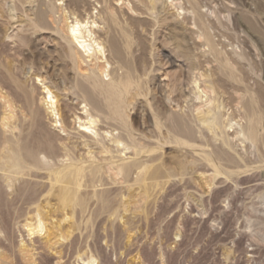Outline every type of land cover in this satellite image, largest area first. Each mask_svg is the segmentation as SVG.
I'll return each instance as SVG.
<instances>
[{
  "label": "bare ground",
  "instance_id": "1",
  "mask_svg": "<svg viewBox=\"0 0 264 264\" xmlns=\"http://www.w3.org/2000/svg\"><path fill=\"white\" fill-rule=\"evenodd\" d=\"M79 1L58 3L66 21L64 55L71 65L70 76L64 73L70 85L65 84L62 95L39 74L31 78V84L25 83L9 63L0 60V234L6 238L10 232L8 207L16 198L27 196L31 207L25 213L30 215L21 223L30 243L20 240L18 245L25 257H32L36 249L32 236L48 234L43 197H55L63 219H67V210L70 221L79 227L146 221L149 205L172 175L164 165L168 145L184 156L179 161L180 174L196 167L207 184L217 175L231 179L252 170L264 173V112L259 96L234 66L249 54L244 48L218 47L220 41L211 32L212 19H217L215 7L200 0H92L91 9L79 13ZM168 3L176 7V22L188 16L196 28L193 37L184 35L177 42L187 62L186 71L179 77L166 72L170 93L178 91L184 97L185 105L178 112L155 105L157 93L166 105L173 102L171 95L156 82L157 74L150 75L147 66L135 64L132 53L137 33L142 32L139 28L166 23L163 11ZM6 4L4 11L10 19L19 15L15 3ZM71 4L76 7L70 8ZM122 5L138 15L130 16L136 27L126 21L129 18L124 17ZM31 13H24L17 21L40 27L45 12L35 17H30ZM241 13H245L250 28L264 38V29L254 23L253 15L246 10ZM230 14H226L228 21ZM197 41L205 46L199 51ZM224 79L239 84L236 91L242 92V114L238 107L233 110L225 105ZM36 90L40 91L38 101ZM136 109L143 113L139 120L134 116ZM39 129L58 137L43 138L37 133ZM235 140L244 153L234 148ZM131 204H141L140 218L124 213ZM61 237L65 240L68 234ZM2 244L0 240V260L6 264ZM77 254V262L96 264L92 253ZM36 262L30 264H39Z\"/></svg>",
  "mask_w": 264,
  "mask_h": 264
},
{
  "label": "rangeland",
  "instance_id": "2",
  "mask_svg": "<svg viewBox=\"0 0 264 264\" xmlns=\"http://www.w3.org/2000/svg\"><path fill=\"white\" fill-rule=\"evenodd\" d=\"M0 1L2 6L4 4L3 8L0 6V60L9 63L13 73L25 83L31 84L34 75L39 74L55 93L62 95L70 85V79L64 75L70 76L71 65L64 55L65 49L67 51L63 39L66 21L61 16L58 3H68L71 0ZM200 1L217 10V19H212L211 32L220 41L218 47L227 50L232 47L237 50L244 48L249 54L248 59L238 60L234 66L244 82L259 96V106L264 112V38L250 28L244 17L246 10L249 15H253L254 23L264 29V0ZM6 3H15L16 14H19L15 20L10 19L7 11H4ZM92 3V0H81L77 7L71 4L70 8L76 7L79 13H83L84 9H91ZM172 5L168 3L164 8L163 14L168 18L165 24L160 27L145 24L146 26L138 29L143 33H137L132 53L135 64L138 67L141 64L147 66L150 75L157 74L156 82L161 83L165 90L162 93L171 95L173 102L166 105L157 93L155 105L160 109L167 107L168 112H178L179 107L185 105L184 97L178 91L170 93L166 72L171 71L179 77L186 71L187 62L181 48L177 47V42L184 35L193 37L196 28H192L188 16L183 20L180 18L181 23L176 22V7ZM121 7L126 11L124 15L127 16L124 17L129 18L126 21L130 26L136 27V22L130 16L136 18L138 15L123 5ZM51 8L53 11H49ZM227 9H230L231 14ZM42 10L45 15L40 20V27H30L26 21L21 20L24 13L32 12L30 17H35ZM228 13L230 21L226 19ZM18 18L21 19L17 21ZM201 41L196 42L198 51L205 47L201 45ZM223 84L227 92L224 95L225 105L233 110L238 107L237 110L241 112L242 92L236 91L239 84L226 79ZM39 92L35 91L36 101L40 97ZM142 115L141 110L136 109L135 118L139 120ZM65 116L68 118L67 114ZM68 119L66 121L70 123L71 118ZM262 124L264 125V117ZM37 133L41 137L45 136L43 138L55 139L57 136L53 137L46 129H39ZM65 137L62 136V139ZM234 148L244 153L236 140ZM178 151L171 145L164 148V165L172 175L166 179L156 201L149 205L147 222L141 219L142 221L123 226L95 223L79 227L70 221L67 210L64 211L67 219H63L55 197H43L41 204L47 216L48 234L42 232L39 238L32 236L31 240L36 247L32 257H23L18 250L20 240L30 243L26 227H22V221L30 215L25 213L30 204L27 196L16 198L8 207L6 216L9 224L7 232H10H6V238H3L4 234H0V240L5 243L1 249L4 251L3 259L6 264H30L33 260L39 264H84L75 259L77 253L83 256L92 253L97 258L96 264H264V173L252 170L231 179L217 175L211 181L212 184H207L199 176L200 171L196 167L190 166L188 173L180 174L179 161L184 156ZM245 155L249 154L246 152ZM206 173L209 175V172ZM140 205L131 204L130 209L124 213L136 219L140 214L142 216ZM66 234L68 238L64 240L61 235ZM61 244H66L65 248H61Z\"/></svg>",
  "mask_w": 264,
  "mask_h": 264
}]
</instances>
